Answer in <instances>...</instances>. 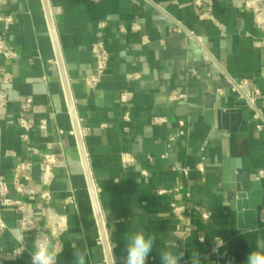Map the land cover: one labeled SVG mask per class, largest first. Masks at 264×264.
<instances>
[{
  "label": "crops",
  "instance_id": "obj_1",
  "mask_svg": "<svg viewBox=\"0 0 264 264\" xmlns=\"http://www.w3.org/2000/svg\"><path fill=\"white\" fill-rule=\"evenodd\" d=\"M243 1L47 0L112 264H124L126 236L141 230L156 237L148 264H160L159 251L169 240L185 253L181 264L195 251L202 264H214V236L225 242L220 264H245L250 251L264 244V102L256 104L262 125L257 130L253 110L230 90V83L247 80L264 96V48L254 45L263 34L252 14L236 6ZM5 12L13 14L15 24L8 32L0 26V36L17 57L0 58V88L8 96L0 112V173L9 181L18 162L33 163L31 186L51 195L48 202L34 198L38 221L44 224L43 208L50 207L67 225L61 239L52 242L62 249L58 264H75L77 250L87 252L86 264H107L43 1L7 0L0 7ZM97 41L105 45L109 62L90 91L84 78ZM131 73L140 79L127 81ZM123 91L132 93L127 106L118 100ZM174 93L183 99L169 102ZM27 98L32 100L25 115L32 125L28 144L15 124L19 104ZM126 112L128 123L122 120ZM153 118L165 122L155 125ZM44 154L57 160L47 189L38 182ZM122 154L131 155L135 165L123 169ZM238 168L260 184L255 230L237 227L235 194L224 188ZM69 197L74 206L66 203ZM171 203L198 207L211 218L206 223L193 218L192 232L180 240L176 234L182 225L170 213ZM0 216L6 225L0 233V264H31L33 242L25 235L19 243L17 215L4 211ZM20 245L25 252L11 257Z\"/></svg>",
  "mask_w": 264,
  "mask_h": 264
},
{
  "label": "built area",
  "instance_id": "obj_2",
  "mask_svg": "<svg viewBox=\"0 0 264 264\" xmlns=\"http://www.w3.org/2000/svg\"><path fill=\"white\" fill-rule=\"evenodd\" d=\"M7 0H0V7H5ZM237 7L243 8L249 11L253 17V23L258 31L263 34L260 40L254 42L255 47L264 48V0H245L242 3H237ZM205 15H201L200 19H204ZM15 24L13 14L9 12L0 13V26L3 32H8L11 27ZM104 25L100 24V27ZM136 30V26L131 28ZM192 36V35H191ZM147 38H142V44L147 43ZM92 68L91 71L85 76V86L90 91H94L100 83L102 77L108 69L109 53L102 41H97L92 45ZM17 55L14 53L6 44L4 38L0 36V58L4 61H11L16 59ZM140 79L138 73H131L126 76L127 81H137ZM2 78H0V84ZM247 89H252L251 95L247 92ZM230 90L236 94L240 99L246 101L250 109L253 110V119L256 121V129L260 130L262 125L259 123L261 120L260 109L257 107V102H264V96L261 95L255 88L251 86L247 80H239L235 83H230ZM132 99V93L129 91H123L118 95L119 103L127 106ZM183 96L179 94H172L169 96L168 101H180ZM8 106V96L5 90L0 88V112L4 111ZM32 108V100L30 98L25 99L19 104V118L16 119V126L21 129L22 133L20 139L28 144V133L32 130V125L26 120L25 115ZM122 120L126 123L129 122V114L126 112ZM153 124L160 125L165 122L164 118H153ZM45 123H40V128H44ZM182 127L183 123H179ZM182 132H179L176 136H171L168 139V143H173L178 136H181ZM56 157L51 154H44L41 156L40 167H39V185L42 188L47 189L53 182V169L56 165ZM120 164L123 169L133 167L135 165L134 158L129 154H122L120 157ZM33 163L18 162L13 169L12 177L9 181L0 173V212L12 211L17 215L18 230L20 237L18 238L21 244V238L25 235H29L32 242L37 236H47L52 242L57 243L61 237L67 232V225L64 217L50 207H44L42 211L44 224L41 225L37 219L33 203L34 198L38 197L43 201H50L51 195L45 190L44 192L38 193L32 186L31 171ZM198 171L202 172L201 165L198 166ZM186 173V170L184 171ZM144 174V173H143ZM262 177L263 174L259 173ZM186 200L189 199V194L185 195ZM67 204L75 205L73 197H69L66 200ZM170 213L181 225L182 229L177 232L176 237L180 240H184L189 237L192 232L193 218L198 217L200 221L206 223L210 220L211 214L207 211H203L198 207L185 204L171 203ZM260 219L264 222V212L260 213ZM6 230V225L0 216V233ZM199 242H203L202 238L198 239ZM99 244L101 238L99 239ZM224 241L220 236H214L211 240L210 254L214 258V264H220L218 255L220 250L224 246ZM215 249V251H214ZM24 253L25 249L23 246H19L11 251V257L17 258ZM30 256V255H29ZM31 262V258H30Z\"/></svg>",
  "mask_w": 264,
  "mask_h": 264
},
{
  "label": "clouds",
  "instance_id": "obj_3",
  "mask_svg": "<svg viewBox=\"0 0 264 264\" xmlns=\"http://www.w3.org/2000/svg\"><path fill=\"white\" fill-rule=\"evenodd\" d=\"M156 237L145 231H136L126 236L124 264H148L149 257L155 248ZM165 250L159 251L160 264H181L184 252L177 249L174 240H169L164 246ZM260 250L250 251L245 264H264V244L259 245ZM62 249L55 246L47 236H37L33 242V250L29 255L31 264H58V257ZM215 251V249H214ZM18 255L22 254L20 252ZM86 251H75V264H86ZM185 264H202L198 251L191 254Z\"/></svg>",
  "mask_w": 264,
  "mask_h": 264
},
{
  "label": "water",
  "instance_id": "obj_4",
  "mask_svg": "<svg viewBox=\"0 0 264 264\" xmlns=\"http://www.w3.org/2000/svg\"><path fill=\"white\" fill-rule=\"evenodd\" d=\"M42 1H43V6H44L45 14L47 17V21L49 24L50 34L52 36V39H53V42L55 45L57 63L60 66L61 73H62L63 69L61 66V57H60V54H59V51L57 48L55 35L53 33L52 22H51V18H50V14H49L47 0H42ZM62 77H63V83H64V88L66 91L67 99H68L69 106H70L71 115H72L74 122H75V124H74L75 135L78 139V145H79L80 153H81L82 160H83L84 171H85V175L87 178L89 191L91 194V199L93 202L95 217H96V220H97V223L99 226L100 238H101L102 245L105 249L106 261H107V264H112L109 248L107 245V239H106V235H105V231H104V227H103V222H102L101 215L99 212V207H98L97 199H96L94 189L92 186V182H91L90 174L88 171L86 159H85L84 154H83L82 141H81L79 131H78V127H77V124H76V121L74 118V112H73L72 104L70 101V97L68 95V89H67L66 81L64 80L63 73H62ZM236 173H237L236 176H233L232 174H230L231 182L229 185L225 186L224 188L234 192V194H235L236 209H237V227L239 229L255 230L257 227L256 208L259 207L260 203H261V201H260V184L251 182L249 180L248 172L242 171L241 168H238ZM224 177H226L225 174H224Z\"/></svg>",
  "mask_w": 264,
  "mask_h": 264
}]
</instances>
